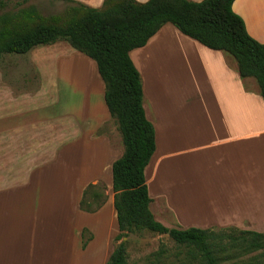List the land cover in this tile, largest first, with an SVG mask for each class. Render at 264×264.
Instances as JSON below:
<instances>
[{"label": "crops", "instance_id": "crops-1", "mask_svg": "<svg viewBox=\"0 0 264 264\" xmlns=\"http://www.w3.org/2000/svg\"><path fill=\"white\" fill-rule=\"evenodd\" d=\"M72 1L95 9L105 2ZM233 10L249 35L264 44V0H236ZM64 43H56L59 50ZM130 56L156 134L145 171L156 220L177 230L264 233V99L256 80L243 79L232 57L172 24ZM96 83L98 95L105 96V86ZM23 94L0 95V145L10 150L13 180L0 184V208L9 201L18 216L12 215V224H0V233H10L7 242L0 241V264H106L120 233L113 164L124 149L116 122L100 100H93L87 123L74 119L73 127L68 116L4 111L5 104H20ZM99 159L111 173H98ZM81 165L84 173H77ZM93 166L96 172L89 177ZM97 183L106 186L107 201L95 213L84 212L83 193ZM43 185L47 192L38 189ZM41 198L48 200L46 207ZM103 213L116 220L119 232H108L104 245L93 249ZM84 230L92 235L86 249Z\"/></svg>", "mask_w": 264, "mask_h": 264}, {"label": "trees", "instance_id": "trees-1", "mask_svg": "<svg viewBox=\"0 0 264 264\" xmlns=\"http://www.w3.org/2000/svg\"><path fill=\"white\" fill-rule=\"evenodd\" d=\"M65 1L73 5L64 15L44 17L30 11L1 25L0 61L4 54L24 55L38 46L63 41L96 63L105 86V103L124 147L122 157L113 164L120 231L116 243H120L106 264H128L126 239L136 232L167 235L185 248L189 263L264 264V233L177 230L156 220L145 176L156 150V134L146 116L142 78L130 56L164 25L172 24L205 47L232 57L240 76L255 79L264 99V44L249 35L244 20L234 12L236 0H105L100 9ZM106 201V186L90 184L80 208L95 213ZM87 233L84 230V247L92 239Z\"/></svg>", "mask_w": 264, "mask_h": 264}, {"label": "rangeland", "instance_id": "rangeland-1", "mask_svg": "<svg viewBox=\"0 0 264 264\" xmlns=\"http://www.w3.org/2000/svg\"><path fill=\"white\" fill-rule=\"evenodd\" d=\"M72 5L65 0H0V26L14 22L30 11H36L44 17L64 15ZM64 44L67 46H61L64 50H59L60 46L55 44L38 46L24 55H3L0 61V95L24 93L23 97L30 98H19L20 104H5V112L24 110L41 115L47 114L48 116H68L73 118V121L71 119L67 121L68 125L70 122H74V119L84 125L88 121L87 116L94 110L93 100L102 101L107 111L104 94L99 93L98 95L96 92L98 86L96 80L104 85L96 63L72 49L67 42ZM26 93L34 95L31 96ZM70 127H73V124ZM100 153L103 154V152ZM104 162V159H99L98 173L100 175H105L108 171L111 173L107 166L104 168L101 166ZM9 164L10 150L2 148L0 145V184L4 186L13 183V180H9L10 175L8 174L12 170ZM24 169L26 170V168ZM76 169L77 173H84L82 165L77 166ZM94 172H96V166H93L89 177ZM38 189L45 192L49 190L47 185ZM38 189L33 193L35 194ZM47 201L46 198H41L45 207ZM10 208L9 201L3 209L0 208V224H12V215L15 220L18 219V216L13 213V209ZM107 215L103 213L97 217L98 238H96L93 249L104 245L108 232H119L116 220L112 223ZM86 235L89 236L90 233L88 232ZM9 238V232L0 233V241L3 244ZM126 241L128 264H198V262L189 263L186 261L187 251L185 248L177 245L168 236L158 237V235L150 232H136L131 234ZM118 243L120 242L116 244ZM87 245L86 247H88ZM86 247H84L83 237V249Z\"/></svg>", "mask_w": 264, "mask_h": 264}]
</instances>
